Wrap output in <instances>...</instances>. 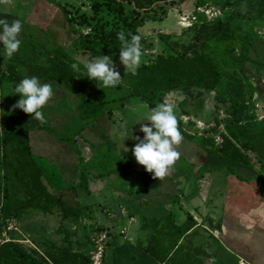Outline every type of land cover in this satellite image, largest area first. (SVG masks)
I'll return each mask as SVG.
<instances>
[{
  "label": "trees",
  "instance_id": "16d2710c",
  "mask_svg": "<svg viewBox=\"0 0 264 264\" xmlns=\"http://www.w3.org/2000/svg\"><path fill=\"white\" fill-rule=\"evenodd\" d=\"M50 1L62 9L71 31L77 35L76 43L81 50L91 58L107 55L112 61H117L120 44L117 33L124 34L126 39L129 33L139 35L142 46L146 39L139 29L146 20L162 21L167 17L168 4L178 5L187 0H90L91 13L82 11L78 15L79 24L87 26L88 32L75 28V19L66 6L55 0ZM205 5L219 8L221 15L208 20L203 13L196 12L198 21L183 29L191 35L188 41L164 40L163 51L155 54L149 62L140 64L134 75L129 71L120 73L121 85L116 88H104L94 80L79 79L72 65L76 64L77 68L83 65L62 45L45 50L38 43L34 48L40 35H36L34 43L33 37L25 36L30 24L23 22L20 40L33 41H22L21 44L34 46L27 48L23 55L14 53L6 61L5 68L0 70V91H13L24 76L35 75L42 83L63 89L71 110L84 126L116 110L124 111L131 100H139L150 110L156 104L165 102L167 94L179 91L185 97L179 103L180 113H174L181 136L196 141L204 151L225 160L227 163L222 167L229 173L236 174L244 181H256L264 194V119L258 118L257 106L253 101L257 88L246 72L247 64L254 68L256 74L260 75L264 70V60L251 56V47L257 35L248 25L251 21L264 19V0H195L193 10ZM211 93L215 94L218 106H227L228 120L223 130H218L220 121L217 120L216 125L210 128L213 135L204 134L197 138V134L184 128L181 117L192 115L190 99H200ZM12 94L14 105L19 94ZM7 104L0 108V236L13 220L21 219L26 211L32 209L48 215L61 214L58 232L62 237L60 241L36 239L34 246L10 237L9 241L0 243V264H89L91 254L86 248L87 241L79 240L77 230H70L67 224L83 226L81 220L86 207L81 202L78 190H86L90 179L104 178L109 172L105 175L92 174L83 164L82 150L76 138V135L82 137L81 128L74 137L61 138L53 129L59 126L49 125L42 110L40 120L23 111L24 117L19 118L20 109L9 108ZM9 115L18 119L13 127L7 119ZM32 131H47L58 141L69 142L74 147L80 163L79 181L76 184L69 186L65 182L67 186H61L51 181L39 163L38 155L32 152ZM18 152L24 154L25 158L13 164L11 156H17ZM125 154L132 157L131 150ZM123 166L128 170L132 164L125 163ZM9 168H12L13 178L25 187L26 197L15 195L16 186ZM150 219L143 224L151 226L154 223V226L162 228L170 222L169 225L177 229V236L181 235L182 231L171 213L167 220ZM160 230L153 239L157 238ZM181 246L182 243L170 259L179 254ZM145 248L160 259V248L151 242ZM165 256H168V252Z\"/></svg>",
  "mask_w": 264,
  "mask_h": 264
},
{
  "label": "crops",
  "instance_id": "0c3cea01",
  "mask_svg": "<svg viewBox=\"0 0 264 264\" xmlns=\"http://www.w3.org/2000/svg\"><path fill=\"white\" fill-rule=\"evenodd\" d=\"M13 18L0 14V19L9 22ZM174 92L166 97H178ZM116 111L102 116L81 130L88 139L78 136L79 148L89 158L95 152L90 148L95 143H107L114 148L112 154L118 156L126 152L125 147L130 151L136 141L125 138V128H129L132 135L142 137L143 134L139 132L140 123L147 122L135 123L138 115L131 116L126 110L120 112L123 120L118 121L114 116ZM192 116L195 118L193 114L186 117ZM30 145L33 153L59 166L66 183L76 184L79 181L78 155L69 142L58 141L47 131H32ZM174 148L178 158L162 178H155L143 166L133 164L127 170L129 174L133 172L129 183L111 187V181L118 180L119 175L110 171L107 178L90 179L86 190L79 189L82 192L80 197L82 194L86 196L87 201L81 202L89 212L92 209L89 198L100 196L108 186L111 188V191L104 194L103 203L108 215L106 220L109 222L102 227L110 235L104 263L264 264V194L260 185L254 180H241L225 169L227 174L224 181L218 183L221 186H215L218 179L215 172L224 169L222 166L227 163L225 160L204 151L196 141L182 136ZM105 170L102 174L108 172ZM88 171L101 174L91 168ZM170 213L182 231L179 237L177 229L171 227L168 221L165 222L168 226L162 228L154 226V223L151 226L143 224L149 218L166 219ZM81 222L86 226H73L71 230H77L79 240L87 241L86 248L91 254L95 230L91 225L94 219L87 221L83 218ZM124 229L125 234H122ZM158 229L161 230L157 238L153 239ZM214 230L218 231L217 235ZM150 242L160 248V259L145 250ZM181 243L182 250L170 259ZM167 252L168 256H165Z\"/></svg>",
  "mask_w": 264,
  "mask_h": 264
},
{
  "label": "rangeland",
  "instance_id": "374dc122",
  "mask_svg": "<svg viewBox=\"0 0 264 264\" xmlns=\"http://www.w3.org/2000/svg\"><path fill=\"white\" fill-rule=\"evenodd\" d=\"M55 2H59L62 5L66 6L70 11L72 17L75 19V28L77 30H82L83 32H88L89 28L85 25L79 24L80 19L78 17L80 12L91 13V1L90 0H55ZM195 6V0H187L181 4H168L169 10L167 17L162 20H146L144 25L140 27V32L145 37V44L140 46L141 48V58L140 64L149 62L152 60V57L155 54L163 51L164 40H181L188 41L190 39V33H185L183 31L182 26L180 25V16L183 13H190L193 11ZM180 12V13H179ZM4 13L5 17H14L13 19H18L22 23L30 24L27 31H25L28 38L33 37L35 39L36 35H40L39 42L35 44H20L16 54L23 55L24 51L29 48L32 49L37 47L38 43L45 50L51 48L52 46L62 45L63 47L69 49L72 52V56L83 65L84 62L91 60L89 54L86 51L81 50L77 46V35L73 33L69 27L67 19L62 11V9L53 3L50 0H0V14ZM11 16H10V15ZM250 27L253 28L257 35V39L253 41V46L251 47V56L256 59L264 60V19L259 21H251L248 23ZM24 33V34H25ZM32 39L26 40V42L33 41ZM26 43L23 39L20 40ZM35 43V40L33 41ZM8 57L3 54V51L0 50V70L5 68V63L8 61ZM115 69L120 73L128 71V69H124V66L120 63L119 60L113 61ZM139 64V65H140ZM80 72L83 71L82 68H77ZM246 72L250 79V82L254 84L257 88L255 93L253 94V101L257 106V115H264V70L262 73L256 74L254 68L250 67L247 64ZM77 77L81 80H89L86 75H80L77 72ZM52 89V96L46 102L44 106H42L41 110L47 116L48 124L52 127L59 126L58 128H53L56 135L59 137H64L66 139L74 137L76 132L79 129H83V123L77 117V115L71 110L69 100L63 94V89L60 86H50ZM9 90V89H8ZM12 90L9 91H0V108L4 106V103H8L7 105L10 107L13 106V94ZM66 92V91H65ZM174 94L178 95V97H165L167 102L172 103L174 105V112L179 114L181 109L179 107V103L185 97L178 91L174 92ZM215 94H206L204 97L200 99L192 98L189 100L191 106L189 109L192 111V114L195 115L191 118L186 116H182L183 126L188 131L193 134H197L198 136H206L213 135L210 131V128H213L216 125L217 120L220 121V126L218 130H223L225 122H227V106H218L216 100L214 99ZM60 97V98H58ZM75 100V99H74ZM188 103V105H190ZM126 113L128 112L131 116L142 115L149 111L144 103H141L139 100H131L129 104L125 106ZM122 110L116 111L114 114L115 118L118 121H122V116L120 112ZM20 115L19 118L24 117L22 110H19ZM129 114H127L128 117ZM124 115V114H123ZM186 117V118H185ZM13 115H9L7 118L10 125L13 127L14 123L18 119H14ZM86 126H84L85 128ZM208 132V133H206ZM215 134H218L215 133ZM80 135L83 138H87L84 132H80ZM218 137V135H216ZM76 138L78 136L76 135ZM70 144V143H69ZM79 145V144H78ZM93 155L89 158L85 155V152L82 151V159L83 164L89 170V168L93 169V171H99V173H103L105 171L116 172L119 175L118 180L111 181V187H117L122 183H129L131 181L132 173H128L126 168L123 166L125 163H129L132 165H137L138 163L135 161V158L132 156V161H129L130 156H126L125 153L122 156H118L115 153L112 154L114 148L109 146L107 143H98L95 145H91L90 147ZM0 158H1V147H0ZM25 155L18 152L17 156H11V161L13 164H18L19 160H23ZM38 161L43 165V168L51 178V181H55L56 185L65 186V181L63 177L60 175L59 166L51 162L46 157L38 156ZM100 164V165H99ZM112 168H109L111 167ZM93 167V168H92ZM10 175L12 182L15 183L14 193L18 197H26L25 187L23 184L19 183L15 178H13L12 168L10 169ZM53 172H55L54 175ZM59 173V174H58ZM217 176V182L215 186H221L218 183L224 181V177L227 172L225 169H219L215 172ZM105 175V173L103 174ZM106 177V176H105ZM107 178V177H106ZM136 178L139 179V174L136 173ZM69 186L70 183H67ZM67 186V185H66ZM78 191L79 195L82 193ZM84 191V190H83ZM106 191H111V188L108 186L104 189V192L100 194V196H96L93 198H89L91 202L92 209H85L83 211V218L89 220L94 219V223L91 226H94V236L92 237L93 248L95 246V240L98 239L101 231H104L105 228L102 226H106V223L109 221L106 220L108 218L107 212L104 211L105 205L104 203V194ZM82 197V199H81ZM80 199L83 203L87 201L85 195H81ZM86 213V214H85ZM93 214V215H92ZM61 223V214L56 213L53 215L43 214L40 211L28 210L19 220H13L10 227L12 229L5 228L0 236V239H3V233L7 232L8 236L11 238L18 239L23 241L25 244L33 245V242L38 240H43L45 238H50L53 240L60 241L62 234L58 232ZM82 223V222H81ZM83 226H86L82 223ZM121 225V224H120ZM75 226L74 224H67V227L71 230V228ZM98 226V227H97ZM111 226V224H109ZM93 250V249H92Z\"/></svg>",
  "mask_w": 264,
  "mask_h": 264
},
{
  "label": "clouds",
  "instance_id": "9594fccd",
  "mask_svg": "<svg viewBox=\"0 0 264 264\" xmlns=\"http://www.w3.org/2000/svg\"><path fill=\"white\" fill-rule=\"evenodd\" d=\"M21 21L14 19L9 22L0 19V50L8 58L17 52L21 41L19 33ZM119 44V61L135 74L141 58L140 36L128 34V38L122 33H117ZM72 68L80 75H86L89 80H94L104 88H116L121 85V76L115 69L112 59L107 55L92 58L83 63V71L77 69L76 64ZM11 93H18L19 99L13 108L20 109L24 113L31 114L34 119H42L41 108L52 96L49 84L42 83L37 76H24L15 85ZM140 123L139 132L143 135H132L129 128H125V138L136 141L131 149L135 161L142 165L145 171L152 173L155 178L164 177L178 158L174 146L181 140V134L177 128V119L174 113V105L169 102H160L149 111L136 117ZM124 138V139H125ZM126 152L128 149L125 147Z\"/></svg>",
  "mask_w": 264,
  "mask_h": 264
},
{
  "label": "built area",
  "instance_id": "2783aa9c",
  "mask_svg": "<svg viewBox=\"0 0 264 264\" xmlns=\"http://www.w3.org/2000/svg\"><path fill=\"white\" fill-rule=\"evenodd\" d=\"M203 13L208 20H212L216 18L217 16L221 15V10L215 6H202L198 7L195 10H193L190 13H183L180 16V25L182 28H189L191 27L194 23L198 21V15L197 13ZM259 119H264V115H259ZM217 140H220L219 137H217ZM8 229H12V226L8 227ZM8 233L5 232L3 233V239H0V243H3L5 241H9L10 237L7 235ZM122 234H125V229L122 230ZM214 234H218L217 230H214ZM110 239V235L108 232L104 231L101 232L99 235L98 239L95 240V246L93 248V251L91 252V262L89 264H105V255H106V247L108 244V240Z\"/></svg>",
  "mask_w": 264,
  "mask_h": 264
}]
</instances>
